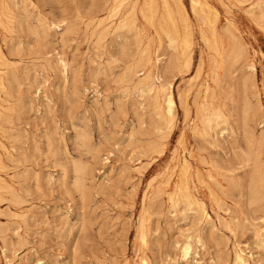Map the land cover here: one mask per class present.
Wrapping results in <instances>:
<instances>
[{"label":"rangeland","instance_id":"rangeland-1","mask_svg":"<svg viewBox=\"0 0 264 264\" xmlns=\"http://www.w3.org/2000/svg\"><path fill=\"white\" fill-rule=\"evenodd\" d=\"M0 1V264H240V250L264 264V0H209L215 29L184 0L189 67L173 59L162 0L153 24L144 0ZM151 81L171 84L172 129ZM205 106L228 124L203 133ZM183 159L210 220L178 194Z\"/></svg>","mask_w":264,"mask_h":264},{"label":"bare ground","instance_id":"bare-ground-1","mask_svg":"<svg viewBox=\"0 0 264 264\" xmlns=\"http://www.w3.org/2000/svg\"><path fill=\"white\" fill-rule=\"evenodd\" d=\"M163 5H164V9H165V14L162 16L163 21H160V26L162 31L165 33L167 39H168V46L170 49H172L174 51V61L175 63H182V61L184 60V63L186 66L189 67L190 62L193 58H191L190 56V47L193 43V32H192V25L190 22V15L189 12L187 10V7L184 3V0H162ZM257 2V1H256ZM1 3V1H0ZM115 3V2H114ZM192 3V11L194 13H198V11H201V14L204 16L205 21L207 23L212 24V27L215 29L216 27V21L218 19V10L217 8H215L209 0H191ZM120 4V3H118ZM117 4V5H118ZM258 4V3H257ZM256 4V5H257ZM260 5V4H259ZM136 7V5H135ZM134 7V9H135ZM114 8V7H113ZM90 10V9H89ZM104 10V9H103ZM25 11V10H24ZM87 12V11H86ZM143 12V16L146 18V20L148 22H150L151 24L154 23L156 15H157V8L155 6V0H144V8L142 9ZM61 13V12H60ZM263 14V13H262ZM16 15V14H15ZM14 15V16H15ZM200 16V15H199ZM105 17V16H104ZM264 17V16H263ZM12 19V18H11ZM14 19V18H13ZM110 20V19H109ZM258 21V20H257ZM103 22V21H102ZM36 23V22H35ZM139 24V23H138ZM111 25V24H110ZM100 26V24H99ZM98 26V27H99ZM134 22L131 19H127L124 20L123 22H121L120 27H126V28H131L134 27ZM170 26V27H169ZM180 26H182V32L180 29ZM262 27V26H261ZM11 28V27H10ZM110 28V27H109ZM138 28V27H137ZM140 28V27H139ZM259 28V27H258ZM224 29V28H223ZM222 29V30H223ZM141 30V29H140ZM214 31V30H213ZM224 32L227 31L226 33H228L229 31L226 30V28L223 30ZM94 32V30H93ZM181 32L182 34V42L179 40V33ZM215 31H214V40H215V44H214V49L216 50L217 55L219 56V58L215 59V66L216 68H221L222 64L225 63L226 59L224 58L223 55V49L222 47L218 46L217 43V37L215 36ZM230 33V32H229ZM228 33V34H229ZM84 34V33H83ZM212 37L213 34L211 33ZM231 37V34H229ZM144 37V36H143ZM233 37V35H232ZM235 37V36H234ZM206 38V37H205ZM12 39V38H11ZM10 39V40H11ZM87 39V38H86ZM144 39V38H143ZM229 39V38H228ZM89 40V39H88ZM234 41H237L234 39ZM240 41V40H239ZM95 43V42H94ZM99 43V42H98ZM233 43V42H232ZM236 43V42H235ZM241 43V42H239ZM208 44V42H207ZM238 44V42H237ZM235 44V45H237ZM48 45V44H47ZM50 46V45H49ZM239 46V45H237ZM242 46V45H241ZM27 48V47H26ZM149 48V47H148ZM237 48V47H236ZM242 48V47H241ZM16 49V47H15ZM55 49V48H54ZM145 49V48H144ZM210 49V47H209ZM244 49V48H243ZM238 51V48L236 49ZM16 50H14L13 52H15ZM134 51V49H133ZM212 51V49L210 50ZM235 51V50H234ZM245 51V50H244ZM236 52V51H235ZM240 52V51H239ZM147 53V52H146ZM171 53V52H170ZM194 53V52H193ZM233 53V54H232ZM230 53L231 57L234 54V52ZM238 53V52H237ZM241 53V52H240ZM244 53V52H243ZM3 54V53H2ZM244 55V54H243ZM246 55V54H245ZM241 56V55H239ZM5 57V56H4ZM147 58V56H145ZM229 57V55H228ZM235 56H233L234 58ZM230 58V57H229ZM228 58V59H229ZM228 60V62L231 63L232 59ZM240 58V57H239ZM44 59V58H43ZM143 59V58H142ZM237 59V56H236ZM17 60V59H16ZM45 60V59H44ZM66 60V59H65ZM120 60V59H119ZM235 60V59H233ZM10 61V60H7ZM12 61V60H11ZM236 61V60H235ZM249 61V60H248ZM17 62V61H16ZM168 62V61H167ZM193 62V61H192ZM20 63V62H18ZM145 63V62H144ZM195 63V62H194ZM168 64V63H167ZM232 64H234L232 62ZM230 64V65H232ZM129 65V64H128ZM202 64H200L199 66V70L200 68H202L201 66ZM43 66V65H42ZM66 67L65 65H62ZM145 66V65H143ZM143 66H140L143 68ZM235 66V65H234ZM230 67V66H228ZM49 68V67H48ZM70 68V67H69ZM74 68V67H73ZM166 68L168 69V67L166 66ZM232 68V66L230 67ZM46 69V68H45ZM60 69V68H59ZM165 71V68H163ZM225 69V68H224ZM239 69V68H238ZM248 69L250 71H252L253 73L256 71V66L253 62L248 64ZM135 70V69H134ZM203 70V69H202ZM230 69H227V71H229ZM233 70V69H232ZM240 70V69H239ZM2 71V70H1ZM41 71V70H40ZM226 71V73H227ZM236 71V66H235V70ZM42 72V71H41ZM61 72V71H60ZM183 72V71H182ZM232 72V71H231ZM231 72H228V74L231 76ZM163 73V71H162ZM187 73V72H184ZM211 73V72H210ZM234 73V72H233ZM256 73V72H255ZM59 74V73H58ZM202 74V73H201ZM224 74V71H223ZM135 75V74H134ZM212 75V74H211ZM238 75V74H237ZM133 76V75H132ZM240 76V75H238ZM247 76V75H246ZM245 76V77H246ZM215 77V76H214ZM236 77V76H235ZM248 77V76H247ZM46 78V77H45ZM95 78V77H94ZM129 78V77H128ZM133 78V77H132ZM168 78V77H167ZM225 78V77H224ZM237 78V77H236ZM151 78L149 76H145L143 78V80L145 81H149ZM192 79V78H190ZM230 79V78H229ZM244 79V76H243ZM242 79V80H243ZM246 79V78H245ZM245 79L243 81H245ZM249 79V77H248ZM158 80H160L158 78ZM215 80V79H213ZM212 80V81H213ZM228 80V79H227ZM126 81V80H125ZM132 81V79H131ZM161 81V80H160ZM222 81V80H221ZM236 81V80H235ZM238 81V80H237ZM162 82V81H161ZM160 82V83H161ZM218 82V81H217ZM130 83V81H129ZM0 84L3 85V78L0 77ZM166 84V83H165ZM163 83H161L160 86L154 85V82H149L147 83L146 87L148 88L149 91H155L156 92V104H158V109H159V116L161 119L164 120L165 125L167 126V128L172 129L173 126V121L174 118L176 116V102L174 99V93H173V89H171V84L165 85ZM218 84V83H217ZM242 84H244L242 82ZM232 85V84H231ZM234 87V86H233ZM209 88V87H208ZM207 88V89H208ZM220 88V86H219ZM243 88V87H242ZM19 89V88H18ZM73 90V89H72ZM142 91H144V89H142ZM236 91V90H235ZM244 92V91H243ZM73 93V92H72ZM150 93V92H149ZM159 93H163L162 94V98H163V102L161 104V101L159 99ZM4 95V94H3ZM18 95V94H17ZM132 95V94H131ZM247 95V94H246ZM9 98V95H8ZM249 98V97H248ZM14 99V98H13ZM44 102V101H43ZM236 102V101H235ZM181 105L186 113V115L188 116L190 114V104L188 102L187 97H183L181 99ZM146 106V105H145ZM254 107V106H253ZM252 107V108H253ZM155 108V107H154ZM205 113L204 116L201 119L202 124L204 125V129H203V133L208 134V129L213 128L214 124L216 126H219L221 123L222 124H228V116L227 114L220 110V109H213L212 107H208L205 106L204 107ZM246 111V110H245ZM250 112V111H249ZM248 112V113H249ZM250 114V113H249ZM249 117V116H248ZM193 118V117H192ZM243 119V118H242ZM176 120V119H175ZM5 122V121H4ZM162 123V122H161ZM14 129V128H13ZM12 130V129H11ZM10 130V131H11ZM15 130V129H14ZM164 130V129H163ZM3 131V130H2ZM13 132V131H11ZM223 132V131H222ZM246 132H248L246 130ZM15 133V132H14ZM166 134V133H165ZM243 135V134H242ZM264 136V134H262ZM252 136V135H251ZM257 136V135H256ZM162 137V136H161ZM246 137V136H245ZM19 138V137H18ZM243 138V137H242ZM157 139V138H156ZM167 139V138H166ZM16 140V139H15ZM243 140V139H242ZM241 140V141H242ZM20 141V140H19ZM196 141V140H195ZM247 142V141H246ZM245 142V143H246ZM13 143V142H12ZM11 143V145H12ZM196 143V142H195ZM198 143V142H197ZM196 143V144H197ZM48 146V145H47ZM82 146V145H81ZM164 146V145H163ZM200 146V145H199ZM245 146V145H242ZM247 146V145H246ZM20 148V147H19ZM50 148V147H49ZM80 148V147H79ZM201 148V146H200ZM241 148V147H240ZM244 150V149H243ZM246 150V149H245ZM252 150V149H251ZM257 150V148H256ZM6 151V150H5ZM49 151V150H48ZM84 151V150H83ZM247 151V150H246ZM260 151V150H259ZM259 151H256L257 153H259ZM208 152V151H207ZM206 152V153H207ZM249 152V151H248ZM247 152V153H248ZM5 153V152H4ZM251 153V152H250ZM261 153V151H260ZM259 153V154H260ZM252 154V153H251ZM8 155V154H7ZM210 155V154H208ZM214 156V155H213ZM252 156V155H251ZM260 157V155H258ZM32 157V156H31ZM212 157V156H211ZM236 157V156H234ZM213 158V157H212ZM217 158V157H216ZM244 158V157H243ZM252 158V157H251ZM261 158V157H260ZM6 159V158H5ZM204 159V158H202ZM247 159V158H246ZM249 159V158H248ZM184 160V159H183ZM222 160V159H221ZM238 160V159H237ZM205 161V160H204ZM15 162V161H14ZM26 162V161H25ZM24 162V163H25ZM254 162V161H252ZM262 162V161H260ZM204 163V162H203ZM18 164V163H17ZM151 164V163H150ZM206 164V163H205ZM8 166V165H7ZM17 166V165H15ZM87 166V165H86ZM222 167V166H221ZM254 167V166H251ZM7 168V167H6ZM9 168V166H8ZM13 168V167H12ZM83 168V167H82ZM18 169V168H17ZM78 169H80L78 167ZM251 169V168H250ZM1 170V169H0ZM82 170V169H81ZM25 171V170H24ZM80 171V170H79ZM252 171V170H251ZM24 173V172H23ZM15 173H13L14 175ZM22 174V173H21ZM26 174V173H25ZM37 174V173H36ZM80 174V173H79ZM241 174V173H240ZM253 174V173H252ZM263 174V173H262ZM16 175V174H15ZM24 175V174H23ZM82 175V173H81ZM80 175V176H81ZM189 175H190V165L188 163V161L185 159L184 163H183V167L181 170V178L179 180V184L177 186L178 188V194H182L183 197H185L186 202L188 203L189 206H192L193 208L195 207L197 211L202 212L204 218L210 220L212 219L211 216L209 215V213L206 210L205 207V203L204 201L200 200L199 198H196L191 192H190V182H189ZM17 176V175H16ZM79 176V175H78ZM79 176V177H80ZM159 176V175H158ZM236 176V175H235ZM261 176V175H260ZM64 177V176H63ZM78 177V178H79ZM239 177V176H238ZM253 176H251L252 178ZM21 178V177H20ZM262 179V177H260ZM259 178V179H260ZM15 179V178H14ZM4 179L0 176V181H3ZM16 180V179H15ZM78 180V179H77ZM153 180V179H152ZM76 181V180H75ZM81 181V180H80ZM15 184V183H14ZM258 184V183H257ZM78 185V184H77ZM263 185V184H262ZM6 187V186H5ZM20 187V186H19ZM257 187V186H256ZM11 188V186H10ZM36 188V187H35ZM260 188V186H259ZM241 189V188H239ZM263 189V188H262ZM8 191V190H7ZM221 192V191H219ZM145 193V192H144ZM263 196V193L261 194ZM177 196V195H176ZM159 197V196H158ZM181 198V197H180ZM157 199V198H156ZM151 200V199H150ZM154 200V198H153ZM5 201V200H4ZM3 202V201H2ZM11 202V201H10ZM178 202V201H177ZM154 203V201H153ZM27 209V208H26ZM152 211V209H150ZM5 212V210H4ZM10 212V211H9ZM23 223V222H22ZM24 226V225H23ZM2 232V231H1ZM4 232V231H3ZM26 235V234H25ZM260 238H261V242L264 244V225L262 227H260V229H258L257 234ZM22 236V235H21ZM142 239L145 240V234H142ZM200 240V238H199ZM191 249H192V237H188V239L183 243L182 245V255L184 258H187L188 255L191 253ZM4 250V249H3ZM244 252L242 250H240L238 253H236V259L238 261V263L240 264H244L245 263V259H244Z\"/></svg>","mask_w":264,"mask_h":264}]
</instances>
